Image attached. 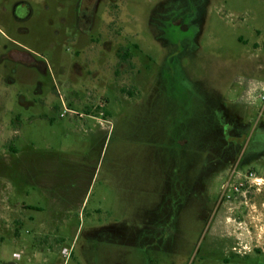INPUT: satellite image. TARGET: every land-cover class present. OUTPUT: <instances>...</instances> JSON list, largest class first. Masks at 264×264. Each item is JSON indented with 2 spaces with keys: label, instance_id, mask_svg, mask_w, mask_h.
I'll return each instance as SVG.
<instances>
[{
  "label": "rangeland",
  "instance_id": "374dc122",
  "mask_svg": "<svg viewBox=\"0 0 264 264\" xmlns=\"http://www.w3.org/2000/svg\"><path fill=\"white\" fill-rule=\"evenodd\" d=\"M116 3L111 50L95 42L90 65L74 25L67 41L43 20L17 37L46 74L5 59L0 31V260L261 264L234 253L215 210L254 132L237 155L264 175L263 104L243 97L264 82V0Z\"/></svg>",
  "mask_w": 264,
  "mask_h": 264
},
{
  "label": "flooded vegetation",
  "instance_id": "af4514ba",
  "mask_svg": "<svg viewBox=\"0 0 264 264\" xmlns=\"http://www.w3.org/2000/svg\"><path fill=\"white\" fill-rule=\"evenodd\" d=\"M116 2L117 0H0V22L12 27V30H9L10 34L0 31L5 39L14 45V48L4 56L5 59L11 64L26 69L32 68L43 74L48 73L51 67L50 61L38 54L31 44L17 39L18 36H30L35 32L32 28L33 23L36 20H43L55 39L61 37H66V41L70 39L68 25L75 26V34H71L75 37L70 39H74L72 40L74 43L77 35L90 39L91 50L88 49L85 56V63L90 65L89 52L93 50L92 53H94L96 50L95 42L99 43L103 40V48L107 51L111 50L109 45L111 23L108 12L110 6L117 4ZM68 15L71 16L68 17ZM57 25H60L61 29L56 28ZM107 45H109L108 49ZM49 46L54 47L55 44L50 43ZM119 51H122L121 48L118 49L116 56L119 59L118 71L121 72L125 62L120 60L121 52ZM84 53V51H78L77 56ZM100 61L106 64L104 57ZM109 65L108 62V69ZM74 68L77 71L82 69L77 63ZM254 133L249 145L241 146V142L237 146L238 151L243 149L244 155H248L249 150L257 142ZM237 153L234 156L233 168L228 180L223 185V194L215 212L219 215L225 234L232 238L234 253L242 254L241 252L244 251L242 255L246 256L252 253L264 255V175L254 170L245 172ZM261 264H264V261Z\"/></svg>",
  "mask_w": 264,
  "mask_h": 264
},
{
  "label": "built area",
  "instance_id": "2783aa9c",
  "mask_svg": "<svg viewBox=\"0 0 264 264\" xmlns=\"http://www.w3.org/2000/svg\"><path fill=\"white\" fill-rule=\"evenodd\" d=\"M243 97L248 100H258L263 104V108L261 109L259 113V117L257 122H259L261 119L264 118V82H258L257 84H254L253 87L247 88L245 87L244 95ZM71 254V250L64 249L63 255L65 257H69Z\"/></svg>",
  "mask_w": 264,
  "mask_h": 264
},
{
  "label": "crops",
  "instance_id": "0c3cea01",
  "mask_svg": "<svg viewBox=\"0 0 264 264\" xmlns=\"http://www.w3.org/2000/svg\"><path fill=\"white\" fill-rule=\"evenodd\" d=\"M16 256H18V254H16ZM17 258L19 259V257H17ZM18 259L15 262H12V263L3 262V261L0 260V264H20L18 262Z\"/></svg>",
  "mask_w": 264,
  "mask_h": 264
}]
</instances>
